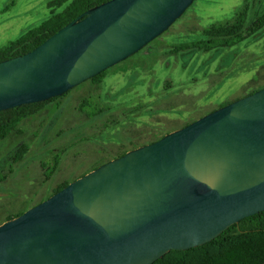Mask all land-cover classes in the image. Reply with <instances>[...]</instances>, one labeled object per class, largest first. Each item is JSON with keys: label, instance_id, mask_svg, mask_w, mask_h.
Segmentation results:
<instances>
[{"label": "water", "instance_id": "95a60500", "mask_svg": "<svg viewBox=\"0 0 264 264\" xmlns=\"http://www.w3.org/2000/svg\"><path fill=\"white\" fill-rule=\"evenodd\" d=\"M195 0H110L0 62V112L60 97ZM264 212V88L127 152L0 225V264H154Z\"/></svg>", "mask_w": 264, "mask_h": 264}, {"label": "rangeland", "instance_id": "374dc122", "mask_svg": "<svg viewBox=\"0 0 264 264\" xmlns=\"http://www.w3.org/2000/svg\"><path fill=\"white\" fill-rule=\"evenodd\" d=\"M54 0H0V48L40 27ZM248 3V22L264 14V0H195L165 33L107 71L100 85L90 80L27 119L23 134L0 142V178L22 144L29 152L7 180L0 182V223L45 201L63 182H72L135 146L167 135L245 97L264 85V29L246 41L209 52L181 45L206 40L204 31L232 19ZM92 98L88 118L77 107ZM63 150H66L63 153ZM62 162L49 181V171ZM47 174H49L47 172Z\"/></svg>", "mask_w": 264, "mask_h": 264}, {"label": "trees", "instance_id": "16d2710c", "mask_svg": "<svg viewBox=\"0 0 264 264\" xmlns=\"http://www.w3.org/2000/svg\"><path fill=\"white\" fill-rule=\"evenodd\" d=\"M108 1L110 0L52 1L49 5L50 8L55 9L65 6L64 10L57 14L53 11L51 17L40 27L29 30L20 39L11 41L7 45L1 47L0 62L31 52L49 37L77 19L86 11ZM249 10V4L245 3L232 19L213 24L211 27L206 29L204 31L207 38L206 40L193 44L181 45L176 48L174 52L179 53L186 50L209 52L218 48H231L246 41L248 38L256 35L259 31L264 29V14L256 21L250 23L247 21ZM107 71L90 79V81L95 85H100L103 82ZM262 88H264V85L260 87H253L246 96L251 95ZM62 96L52 98L46 102L22 105L14 109L0 112V142L8 139L13 134H23L24 130L22 125L27 119L37 115L48 104L60 99ZM91 104V97L84 98L78 104L77 109L81 113L86 114L89 119L100 116L109 111L108 108L99 107V109L89 113L88 108H91ZM165 135L155 137V139L149 142L135 146L132 150L147 144L155 143L162 139ZM28 152V144H22L18 147L13 155L12 163L8 172L0 178V182L7 180L8 177L13 174L16 166L24 160ZM65 152L66 150H63V153ZM127 152L123 153L119 157L124 156ZM61 162L62 157L58 155L55 159L54 168L49 171L42 163L46 181H49L52 175H54ZM47 172L49 174H47ZM72 182H63L49 197L61 191ZM23 213L24 212H21L16 216L7 217L0 223V225ZM154 264H264V212L248 217L240 221L238 224L231 226L219 237L203 246L186 251H171Z\"/></svg>", "mask_w": 264, "mask_h": 264}]
</instances>
